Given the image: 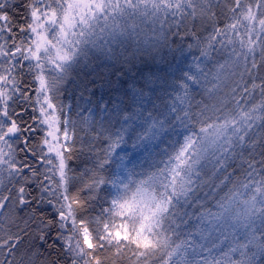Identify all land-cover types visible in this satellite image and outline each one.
<instances>
[{"label":"snow or ice","instance_id":"6c2138e0","mask_svg":"<svg viewBox=\"0 0 264 264\" xmlns=\"http://www.w3.org/2000/svg\"><path fill=\"white\" fill-rule=\"evenodd\" d=\"M203 2L206 7L197 0H28L23 17L25 23L19 27V41L5 11L7 4L0 2V34L7 32L12 40V48L0 43V57L5 58L0 63V173L6 172L10 180L20 176L24 169L31 171L33 177L37 175L26 160L16 159L13 147L22 144L21 151L35 156L36 150L29 144L30 137L24 133L36 129L22 120L23 111L16 112L9 103L15 100L31 102L28 91L20 87L14 75L17 64L23 69L24 62H28V71L39 84L35 89V103L40 116H33L32 120L48 128L42 140L47 152L41 150L40 159L50 165L45 172L52 176L45 174L44 180L54 184L50 188L41 181L40 187L42 192L57 198L53 207L58 220H49L48 225L55 224L60 229L56 238L63 241V251L68 254L70 264H103L96 253L111 248H115L116 255L130 253V264H155L156 261L159 264H255L257 254L264 255V76L256 82L264 67V0H255L256 10L252 4L245 6L242 0H226L232 22L223 28L214 25L201 49V55L208 56L214 44L221 48L231 46L225 60L212 72L216 83L207 92L209 99L215 102L204 104L194 113L183 110L187 123L176 116L187 134L167 154V159L160 162L163 166H156L155 171L138 179L133 178L132 172L123 179H106L95 173L89 177L85 184L92 194L89 199L97 198L96 194L104 190L102 185L111 184L116 190L114 195L109 193V206L102 208L94 220L97 225L102 224V228L90 230L89 221L78 220L77 209L85 210L87 201L81 200L78 194L68 195L70 178L66 159L71 157H66L65 153L72 149L60 143L56 136L60 120L52 94L59 92L60 85L75 65L83 62L88 68L92 60L116 59L119 56L117 46L123 48L127 41L136 42L137 50L140 44L146 46L145 50H156L161 37L167 41L165 28L168 31L173 26L179 29L182 22L195 21L198 14L211 19L215 15L211 12L215 5L212 0ZM192 35L195 37L196 33ZM237 43L239 48L235 46ZM258 50L259 60L255 55ZM95 69L93 65L91 70L104 81L105 77ZM185 76L188 80L198 79L187 73ZM227 77H238L227 93L231 101L214 98L211 94ZM246 77L251 78L250 84ZM181 87L187 89L186 84ZM257 89L260 101L245 109ZM85 91L91 93L92 89L85 85ZM178 98L183 103V98ZM230 102H234V108H228ZM97 107L107 111L110 105L98 102ZM171 111L177 109L172 107ZM160 115L164 119L157 120L149 114L153 123L138 137L140 140L155 138L157 133L153 130L157 124L162 128L167 119L164 113ZM133 118V115L124 116L126 121ZM90 119V116L85 117V121ZM63 123V139L72 141L68 126L75 121L65 114ZM101 131H104L102 124ZM121 141L123 135L116 133V139L104 150V157H98L97 171L104 169L111 152ZM51 154L55 155L56 162L50 158ZM237 171L240 175L234 179ZM57 175L58 182L53 181V176ZM201 193L204 198L215 201V211L206 207ZM28 195L25 185L21 184L14 196L0 197V209L7 207L9 200L29 206ZM48 203L53 202L48 200ZM187 208L197 211L191 213ZM193 220L197 222L191 223ZM65 232L68 235L65 236ZM38 240L47 242L43 230L38 233ZM20 241L21 237L16 234L0 237V250H8L11 254Z\"/></svg>","mask_w":264,"mask_h":264},{"label":"trees","instance_id":"16d2710c","mask_svg":"<svg viewBox=\"0 0 264 264\" xmlns=\"http://www.w3.org/2000/svg\"><path fill=\"white\" fill-rule=\"evenodd\" d=\"M0 2L7 4L5 11L12 20L13 34L19 41L21 39L19 27L25 23L23 17L28 0H0ZM214 20L216 24L209 22L208 26L205 25L208 21L202 17L196 18L195 21L182 22L179 29L187 34L183 35L181 32L178 35L173 34L171 41L183 55L170 72L164 69H149L147 73L142 71L141 74H136V69L132 68L125 70V74L122 75L110 69L111 67H105L103 61L96 60L91 62L88 68L82 66V69H78L65 84L64 90L61 91L62 102L70 107L69 116L72 121H75L74 125L69 124V131L73 135V140L69 145L72 150L66 153V157H71V159H66V172L70 178L67 185L68 195L78 194L81 200L87 201L85 210L77 209L76 215L78 220L89 221L90 230L102 228V224L97 225L94 220L100 215L102 208L109 206L107 202L110 201L109 193L112 194V185H102L104 190L96 194L97 198L89 199L92 194L85 188L89 177L95 173L106 179H116V166L121 157L130 162L131 165L129 164L127 169L130 168L132 173H134L132 169L136 168V159L145 161L148 163L147 166L153 165L156 168L162 160L167 159V154L173 151L177 143L183 141L184 135L187 134L184 124L174 123L172 115L181 108H189V105H191L189 109L196 112L203 104L200 95L198 96L194 80H188L185 76L187 73L195 77V70L191 68L186 54L189 51L201 53V49L207 43L206 37L213 31L214 25L223 28L225 24L232 22V20L226 23L218 19ZM203 25L205 28H202ZM193 32L196 33L195 37L192 35ZM0 43H4L6 48H12V40L8 33L0 36ZM255 55L259 60V50ZM4 61L5 58L0 57V63ZM93 65H96L95 71L101 72L105 77L104 81H101L91 70ZM4 66L7 67V64L4 63ZM16 67L17 72L14 75L20 81V87L28 91L32 99L30 103L20 100L9 103L16 112L23 111L26 115L22 117V120L32 124L36 129L34 132L24 133L25 136L30 137L29 144L32 142L39 144L38 125L32 120L36 114V110L33 111V109L36 107L37 83L34 80V74L28 71L27 64L23 69L19 64ZM260 76H264V67H261L257 83L260 82ZM181 84H186L187 89L182 88ZM85 85L92 89L91 93L85 91ZM255 94L260 97L258 89L255 90ZM178 97L183 98V103ZM98 102L109 104V109L101 111L97 107ZM172 107H175L177 111L172 112ZM119 109H125V111H119ZM162 109L167 116L165 123L168 131L166 130L159 143L156 146H150L152 144L150 140L136 139V133L142 134V128L148 124L149 114L151 116L158 114L162 112ZM126 114L133 115L135 118L126 121L124 119ZM89 116L91 119L85 121V117ZM101 124L104 131H101ZM259 130L258 127L257 131ZM116 133L123 135V141L119 142L115 150L111 152L104 169L97 171L98 157H104V150L116 139ZM13 147L16 150V159L22 162L26 160L37 175L33 177L31 171L24 169L20 176L10 180L6 172L0 173V181H2L0 182V197L14 196L16 189L24 184L26 191L30 193L27 199L31 201V204L26 207L19 205L18 201L9 200L6 202L7 207L0 209V237H7L10 234L21 237L18 248L11 254L8 250H0V261L4 264H8L9 261L13 264H70L67 253L63 251L64 246L56 238L59 232L58 227L55 224L48 225L49 220L57 221L58 215L55 209L46 203L40 187V170L43 165L40 159L42 149L40 146H32L36 150V155L33 156L31 153L26 155L21 151L22 144H14ZM228 171L231 172L232 169ZM239 175L240 172L237 171L233 178ZM25 178H28L27 182ZM9 189H12L11 193ZM37 200L40 202L37 203ZM206 207H209V203ZM196 211L197 209H194L191 213ZM196 222L193 220L191 223ZM41 230L47 234L46 243L38 240V233ZM115 253V248H111L100 250L96 254L102 258L103 264H130V253L122 255ZM155 264H159V261ZM255 264H264V255L258 253L255 257Z\"/></svg>","mask_w":264,"mask_h":264},{"label":"rangeland","instance_id":"374dc122","mask_svg":"<svg viewBox=\"0 0 264 264\" xmlns=\"http://www.w3.org/2000/svg\"><path fill=\"white\" fill-rule=\"evenodd\" d=\"M197 2L201 6H204V7L207 6L206 4H204L203 0H197ZM242 3L245 6L248 4H252L254 7V10H256L255 9V0H242ZM212 4L215 6L211 9V12L215 13V15L212 16L211 19H208L206 17H202L199 14L197 16V18L202 17V18H205L206 21H208L205 23L206 26H208L209 22H214L216 24V21L214 19H218V20H220V22L223 21L225 23L228 22L229 20H231L230 17L232 16V13L228 11V6H226V0H212ZM218 12H219V14H218ZM185 21L187 23L188 21H193V20L188 19ZM150 27L151 26L149 25V28ZM156 27H157V29H159V25H157ZM257 27H258V25H257ZM202 28H205L204 25L202 26ZM176 31L181 32V34L185 35L184 30L182 32V30L177 29L175 26H173L171 28V31H168V29L165 28V32L167 33V41L165 42L164 38L161 37L160 46L156 50H151V49L145 50L146 46L143 44H140L139 50H137V43L136 42L127 41V42H125V45L123 48H121L120 46H117V53L119 54L118 58H116V59H105L102 57L98 61H101V62L103 61L105 67H111L110 69H112L113 71H117L118 73H121L122 75L125 74V70L132 69V68L136 69V74H141L142 71L147 73V71L149 69H161V70L164 69L165 71L170 72L171 70L174 69L175 65L178 63V61L181 59V56L183 55L178 50L177 46H175V44H172V41H171V36ZM240 31L243 32V29H240ZM6 33L7 32H4L3 34L5 35ZM3 34H0V36ZM148 35H151L150 31L148 32ZM181 37H183V36H181ZM253 38H255V37H253ZM245 39H247V38L245 37ZM235 46L237 48H239L238 43ZM125 49H126V51H125ZM212 49L213 50L209 52L208 56H202L201 53H197L195 51H189L186 54V56L189 60V64L191 65V68H193L195 70V77L198 78V79L194 80V82H195L196 87H197L198 96L200 95V98L203 101L202 107L204 104H212L215 102V99H212V100L209 99L210 94L207 92V90L209 88H211L213 84L216 83V81L212 79V72H215V68H216V65L218 63H222L225 60V58L227 57V53L231 50V46H229L228 48H221V46L219 44H214ZM217 49H219V51ZM249 60H251V57H249ZM93 61H96V60H92L91 62H93ZM24 64H28V62H24ZM82 66H83V62L79 65H75L73 70H71L69 72L66 80L64 82H62V84L60 85L59 92L52 94L54 97L53 103L57 105L56 115L59 117V120H60V123L58 125H56V127H58L60 129V131L56 133V136L59 138L60 143L68 145V146L70 145L71 141H65L63 139V129H64L63 121H64L65 114L69 115L70 107L67 106L66 104H63L61 91L64 90L65 84L68 82L71 75L73 73H75L78 69H82L83 68ZM204 73H209V75L205 76ZM136 77H137V75H136ZM235 79H238V77H227V78H225L224 80L221 81L219 87L217 89H215L211 95L214 98L227 99L228 101H231V97L228 96L227 93L229 92L230 87L235 86L232 83V81ZM245 80L249 84L251 83L250 77H246ZM36 83H37V87H39L38 82H36ZM137 83H138V81L136 80V84ZM41 99H42V97H41ZM35 100H36V98H35ZM259 101H260V97L259 96L257 97L255 94V91H254L253 96L250 98V102L245 105V109L251 107L252 104L258 103ZM241 102L243 103V101H241ZM35 106H36L35 107V109H36L35 116L39 117L40 116L39 106L36 105V103H35ZM227 106H228V108H234L235 104H234V102H230V103H228ZM45 107H47V106L45 105ZM61 108L64 109L63 112L59 111V109H61ZM185 109H188L189 111L194 113V111L190 110L189 108H181L176 113H174L172 115L173 116L172 121L174 123H181V120L187 121L186 118L183 116V110H185ZM49 112H51V110H49ZM87 112H89V111H87ZM160 113L165 114V111L162 109V112H160ZM160 113H158V114H160ZM158 114H153L152 117H155L157 120L164 119V117H162L161 115H158ZM24 115H26V114L24 113L23 116ZM177 115H179L181 117V120L176 119ZM209 115H211V113H209ZM152 123H153L152 119H149L148 124L142 128V131H141L142 134H140L139 132L136 133V139L139 136L143 135L144 131L147 130L149 125ZM37 125H38V130H39L38 133L40 135L39 144H37L36 142H32V143H30V145L31 146H40L43 152H47V147L43 146L42 140L45 138V135H46V132L48 131V128L46 125H42L39 122H37ZM166 127L167 126H166L165 122H164L162 128L159 124H157L156 128L153 130L157 133V135L155 136V138L150 140L152 142V144L150 146H156L159 143V141L162 139V137L166 133V130L168 131V129H166ZM256 127L258 129L259 122H257ZM47 138L50 141H52L53 143L57 142L56 140H53L52 137H47ZM171 152L172 151H170L169 153H171ZM66 153H65V156H66ZM50 158L53 159L54 162H56L54 154H51ZM129 164H130L129 161H127L124 157H121L120 161H118V164L116 166V178L119 177L120 179H123L124 177H126L128 175L129 172H131L130 168L127 169V166ZM147 164L148 163L145 161L136 159V168L132 169V171L135 174L133 177L134 179H138V178L142 177L143 175H146L152 169H154L153 171H155L156 168L153 165L147 166ZM158 166L162 167L163 165L158 164ZM47 167H50V165H46L43 162L42 168L40 170L41 181H43V183L45 185H48L50 188H53L54 184H50L49 181L44 180L45 174L52 176V173H46L45 172ZM153 171H151V172H153ZM58 180H59L58 175L53 176V181L58 182ZM115 191H116L115 188L112 187V195L115 194ZM205 191H208V189H205ZM43 194L45 196L47 204H49L48 200H52L53 203L49 204V206L53 207V204L57 203L56 196L50 195L47 192H43ZM200 195H201L202 199L205 200L206 204L209 203V208H211L213 211H215V208L213 207L215 201L210 199V198H204L203 193H201ZM220 195H223V193L221 192ZM216 198L218 199L219 197L217 196ZM61 202H63L62 198H61ZM194 209L195 208H187L186 211L191 212V211H194ZM55 212L57 213L56 209H55ZM57 215H58V213H57ZM119 223H120V221H119V219H117L116 220L117 226L119 225ZM58 230L60 231L59 228H58ZM64 235L66 236V235H68V233L65 232ZM59 242H61V244L63 245L62 240L59 239Z\"/></svg>","mask_w":264,"mask_h":264}]
</instances>
